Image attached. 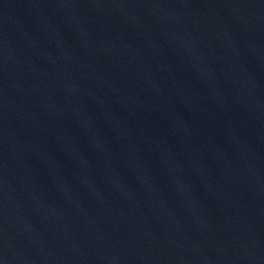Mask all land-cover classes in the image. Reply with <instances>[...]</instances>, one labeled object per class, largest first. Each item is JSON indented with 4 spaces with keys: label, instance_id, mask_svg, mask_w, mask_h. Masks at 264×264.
Listing matches in <instances>:
<instances>
[{
    "label": "water",
    "instance_id": "water-1",
    "mask_svg": "<svg viewBox=\"0 0 264 264\" xmlns=\"http://www.w3.org/2000/svg\"><path fill=\"white\" fill-rule=\"evenodd\" d=\"M0 264H264V0H0Z\"/></svg>",
    "mask_w": 264,
    "mask_h": 264
}]
</instances>
